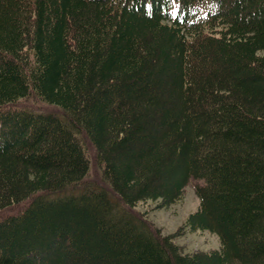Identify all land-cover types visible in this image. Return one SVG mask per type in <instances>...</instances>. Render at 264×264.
<instances>
[{"label":"trees","instance_id":"obj_1","mask_svg":"<svg viewBox=\"0 0 264 264\" xmlns=\"http://www.w3.org/2000/svg\"><path fill=\"white\" fill-rule=\"evenodd\" d=\"M0 264H264V0H0Z\"/></svg>","mask_w":264,"mask_h":264},{"label":"rangeland","instance_id":"obj_2","mask_svg":"<svg viewBox=\"0 0 264 264\" xmlns=\"http://www.w3.org/2000/svg\"><path fill=\"white\" fill-rule=\"evenodd\" d=\"M18 107L58 113L57 108L44 105L36 100H26L20 103ZM85 147L91 159L90 171L86 179L90 183L100 185V171L94 162L95 152L88 142ZM198 208L199 199L195 193L194 184H190L186 187L182 199L175 204L169 207H161L159 202H141L136 207V212H140L155 228L159 229L163 236L173 235L175 244L181 248L183 253L217 250L220 247V242L216 235L206 231L192 232L186 227L189 215L196 212Z\"/></svg>","mask_w":264,"mask_h":264}]
</instances>
